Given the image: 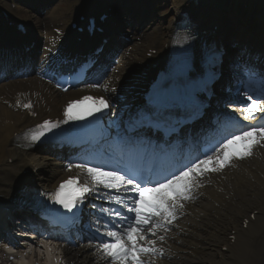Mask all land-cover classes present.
Listing matches in <instances>:
<instances>
[{"label": "bare ground", "instance_id": "6f19581e", "mask_svg": "<svg viewBox=\"0 0 264 264\" xmlns=\"http://www.w3.org/2000/svg\"><path fill=\"white\" fill-rule=\"evenodd\" d=\"M211 1L174 0L172 7L175 14L187 11V14L192 17L208 10L207 15L202 19L205 21L211 15L209 11L212 8ZM220 5L234 15L242 12H238L239 10L236 8L242 9L247 6L245 14H243L244 20L256 14L262 17L256 24L257 28H261L264 24V0H220ZM16 8L18 10V7ZM23 10L24 15L36 17L29 10L27 11L25 8ZM58 11V9L49 10L45 15L48 17L45 22L43 21L45 16H37L35 31L30 29L27 30V33L34 35L36 33L37 37H44V39L53 41H55L56 36L63 41H69L72 35L67 29L66 23L68 25L72 19V14L70 13L69 19L66 11ZM212 18H216V15L213 14ZM203 21L200 26L206 29L208 23ZM222 23L220 22L221 26H223ZM56 27L61 31L59 35L55 30ZM240 27L245 32H234L232 29L229 34L232 37H238V34L250 40L247 33L249 27L246 25ZM197 28V26L193 27V29ZM258 29L255 30L256 37L260 39L257 42H264V36ZM171 34L172 27H167L168 37L164 39L167 47H163L166 51L171 44L169 39ZM205 35H207L206 32L198 34L199 37ZM159 41L153 38L151 43H158ZM137 47L138 45L135 44L130 51H125L122 54V64L117 67V73L110 75L113 78L120 76L119 81L116 80L115 82V79H112L109 83L114 84L115 87L122 85L119 88H125L123 92L126 93L130 91V87L135 93L140 89L141 77L138 72L128 83H124L122 80L127 73L125 71L130 69L131 57L134 54V48ZM150 48L152 47L147 48L144 58L150 54ZM163 48L158 49L155 55L145 59L148 69H150V63L165 52ZM2 52L9 55L7 41L0 39V54ZM13 53L16 55V52ZM249 53H254V51ZM0 61L1 63L7 62L4 59ZM7 70V63L3 66L0 64V72ZM132 70L131 68L130 71ZM257 73L259 74L256 76L260 77L264 72L259 70ZM144 80L142 82L143 92L145 89ZM29 81L30 84H28ZM29 88H33V91L28 93L29 90L26 89ZM0 89L9 92L8 95L0 94V216H2L4 212L2 206L13 205L11 202L13 198L19 200L20 194L24 192L19 187L28 181V175L32 171H35L34 184L42 188L51 187L57 179L69 175L67 170L50 166L47 157L42 158L34 151L24 150L23 146L18 147L14 140L35 122L46 117L60 116L64 104L78 95L72 92L63 94L51 87L50 82L39 81L35 75L2 81ZM18 90H21L19 92L20 98L13 94ZM231 91L233 94L238 92V85L231 87ZM115 92L116 88L110 92V95H114ZM95 94L102 96L105 92L103 89H97ZM27 97L34 102L37 109V116L34 118L30 117L26 110L19 108L20 103L24 102ZM130 100L121 104H127ZM235 100L243 104L239 98H235ZM241 104L234 106L231 110L239 115L240 120L243 121L240 110L244 106ZM39 107H41L40 110H38ZM254 120L255 118L250 121L244 120L243 124L252 123ZM109 127L114 128L110 121ZM142 139L146 141V138L142 137ZM150 148L152 147H148V151ZM26 171L27 174H25ZM199 181V186L192 190V198L183 202L184 207L182 209H177L176 219L167 225V231H158V235H163L165 239L163 241L157 240L156 246L163 250V254L151 257L154 264H191V262L198 264H264V146L255 147L253 155L248 158L234 159L231 165L225 166L222 170L206 173L199 178ZM103 194V191L97 188V191L89 196L90 203L98 202V208L105 209L116 205L112 200L104 198L105 196H100ZM22 207L24 208V204ZM252 212H254V219H250ZM244 219H248L246 227L243 226ZM230 234L234 235L233 242L227 237ZM79 244L77 246L70 245L67 250L57 256L41 253L39 249L33 246L31 248L26 247L23 252L13 256V259L16 264H109V261L104 260L97 253L96 241ZM223 247L226 249L225 251H222Z\"/></svg>", "mask_w": 264, "mask_h": 264}, {"label": "snow or ice", "instance_id": "6c2138e0", "mask_svg": "<svg viewBox=\"0 0 264 264\" xmlns=\"http://www.w3.org/2000/svg\"><path fill=\"white\" fill-rule=\"evenodd\" d=\"M246 101L240 110L243 120L250 121L260 114L256 124H245L243 127L236 125L237 131L224 138L212 155H205L203 159L191 162L162 180L144 179L137 182L138 177L134 174L107 170L105 166L79 163L75 168L84 174L83 178L78 174L61 181L57 188L48 194L49 198L66 212L72 213L83 203L86 196L97 191L100 186L134 193V196L127 198L119 194H108L104 197L126 207L133 215L124 216L120 211L101 208L100 211L112 216L113 220L118 218L120 224L105 222L101 225L100 221H97V229L93 235L98 241L95 247L97 253L109 261V264H154L151 257L163 254V250L156 246L157 240L165 239L163 235H158V231H167V225L176 219L177 209H182L183 202L192 198V190L200 184L199 178L208 172L222 170L231 165L234 159L248 158L253 155L255 147L264 146V90L259 94L253 92L246 95ZM24 107L31 108V103L25 104ZM108 108L109 102L104 97L84 96L67 104L63 123L82 120ZM167 119L165 112L159 111L142 114L138 123L141 126L145 122L159 126ZM60 123L43 121L35 130H29L31 141L40 140L47 132L58 128ZM68 167L71 169L73 165L69 164ZM95 207L96 205H93V208ZM101 227L105 231L101 232Z\"/></svg>", "mask_w": 264, "mask_h": 264}, {"label": "rangeland", "instance_id": "374dc122", "mask_svg": "<svg viewBox=\"0 0 264 264\" xmlns=\"http://www.w3.org/2000/svg\"><path fill=\"white\" fill-rule=\"evenodd\" d=\"M159 3H163L164 5H167V11H166V13H164V15L161 17L162 18V20H164V22L166 23V22H168L169 23V21L171 22L172 21V19H173V16H172V13H171V6H172V3H173V0H158V4ZM170 8V9H169ZM166 20V21H165ZM163 22V23H164ZM167 23V24H168ZM131 43H133V41H131ZM131 43H129V44H131ZM131 46V45H130ZM135 54H137V53H135ZM138 56V55H137ZM5 263H7V261H5Z\"/></svg>", "mask_w": 264, "mask_h": 264}]
</instances>
